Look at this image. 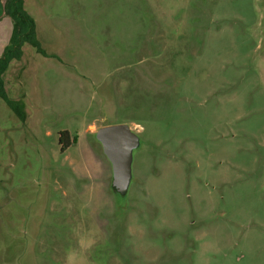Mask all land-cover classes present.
<instances>
[{
    "label": "rangeland",
    "instance_id": "obj_1",
    "mask_svg": "<svg viewBox=\"0 0 264 264\" xmlns=\"http://www.w3.org/2000/svg\"><path fill=\"white\" fill-rule=\"evenodd\" d=\"M33 5L47 54L4 75L25 117L0 98V264H264V0ZM118 124L126 196L96 138Z\"/></svg>",
    "mask_w": 264,
    "mask_h": 264
},
{
    "label": "trees",
    "instance_id": "obj_2",
    "mask_svg": "<svg viewBox=\"0 0 264 264\" xmlns=\"http://www.w3.org/2000/svg\"><path fill=\"white\" fill-rule=\"evenodd\" d=\"M4 13L13 21V32L9 44L0 55V98L3 99L18 117L23 119V103L11 99L5 88L4 75L11 62L20 60L23 56V47L30 44L37 52L46 56L37 36L36 22L33 16L25 9V0H5ZM59 141L61 151L65 152L76 143V137H72L69 130L60 132Z\"/></svg>",
    "mask_w": 264,
    "mask_h": 264
},
{
    "label": "water",
    "instance_id": "obj_3",
    "mask_svg": "<svg viewBox=\"0 0 264 264\" xmlns=\"http://www.w3.org/2000/svg\"><path fill=\"white\" fill-rule=\"evenodd\" d=\"M96 138L112 165L114 191L126 196L133 179L134 151L140 146V138L127 124L101 127Z\"/></svg>",
    "mask_w": 264,
    "mask_h": 264
},
{
    "label": "crops",
    "instance_id": "obj_4",
    "mask_svg": "<svg viewBox=\"0 0 264 264\" xmlns=\"http://www.w3.org/2000/svg\"><path fill=\"white\" fill-rule=\"evenodd\" d=\"M33 1L31 3L30 0H25V9L31 15H32L33 7H34V5L31 6V4H33ZM4 2H5V0H0V55L3 53L5 47L9 44V41L11 39L12 32H13V21L10 17L6 16L4 13ZM33 18L35 19L34 14H33ZM36 28H37V26H36ZM24 48H25V46L23 47L22 59L26 55V49H24ZM15 61H18V60H15ZM13 63H14V61L11 62L10 65H12Z\"/></svg>",
    "mask_w": 264,
    "mask_h": 264
}]
</instances>
